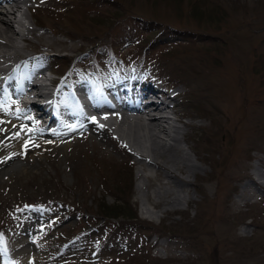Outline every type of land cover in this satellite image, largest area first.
Here are the masks:
<instances>
[{"label": "rangeland", "instance_id": "obj_1", "mask_svg": "<svg viewBox=\"0 0 264 264\" xmlns=\"http://www.w3.org/2000/svg\"><path fill=\"white\" fill-rule=\"evenodd\" d=\"M48 1L42 12H28V22L42 37L32 35L23 54L34 48L36 51L57 49L56 43L46 44L54 39L68 44V51L64 50L68 54L77 55L98 41L99 47L108 51L107 56L114 53L117 60L139 51L135 42L124 41L139 31L133 23L132 27L127 23L108 28L113 25L106 24L110 18L101 22L115 14L101 0L88 5L85 1L91 0ZM105 1L122 6L118 16L127 13L145 16L183 28L185 35H189L183 40L172 38L171 46L163 42L156 45L149 62L159 77H165L168 83L186 92L183 105L187 110L183 108V111L189 113L182 122L188 124L187 137L194 149L183 144V140L180 142L198 166V172L188 178V186H176L180 195L173 204L156 203L160 201L158 197L148 199L137 193L136 186L143 179L138 178L135 165L132 170L125 163L127 160L132 165L133 156L120 149L114 138L101 141L85 131L87 137L76 144L34 149L25 156H10L0 163V237L7 241L15 236L14 226L25 220L21 214L25 211L16 213L18 209L57 199L81 205L88 215H100L99 211L104 215L101 205L117 206L120 209L117 213L123 214V229L100 228L87 239L91 241L87 245L89 249L93 246L96 249L101 243L100 253L97 255L94 249L95 254L91 255L101 260L91 264H128L126 256L130 248L134 251L128 257L132 259L135 253L138 257L142 252L151 264H264L263 187H248L257 199L254 204L240 206L246 200L244 196L238 197L254 168L264 175V0ZM67 5L72 9L66 11ZM61 7L64 9L60 10ZM99 11L106 16L100 20L83 19L85 14L92 16ZM41 41L46 42L38 43ZM177 43L181 45L177 47ZM110 62L109 57L94 60L104 70ZM164 69L165 72L161 71ZM210 84L215 86L213 96L203 89ZM205 93L210 98H204ZM200 120L206 129L191 127L190 124ZM215 120L218 122L214 123ZM10 144L15 146L17 142ZM17 162L21 163L19 168L14 166ZM140 165L144 173L152 176L146 181L150 192L158 189L157 174L168 181L157 167H146L145 162ZM256 177L264 183V178ZM254 199L251 196L248 202ZM144 206L154 214L144 213ZM27 212L32 216L33 212ZM128 213H136L138 221L130 220L128 224ZM36 215L41 231L33 235L35 244L44 243L49 249L58 248L59 239L67 233L69 225H80L73 214L67 220L66 215L61 216L59 221L57 214L50 221ZM133 222L139 225H132ZM192 222L209 226L201 239L188 237ZM43 231L47 233L44 235ZM155 237H161L162 244L155 243ZM52 252L37 254L38 264H61L59 254ZM75 258L62 260V264H90Z\"/></svg>", "mask_w": 264, "mask_h": 264}, {"label": "bare ground", "instance_id": "obj_2", "mask_svg": "<svg viewBox=\"0 0 264 264\" xmlns=\"http://www.w3.org/2000/svg\"><path fill=\"white\" fill-rule=\"evenodd\" d=\"M24 2H27V0H24ZM28 19V14L22 13L17 9H11L10 11L7 9H2L0 11V72L4 70L5 72H8V76L3 81V86L0 85V96L2 98L7 93L13 91L12 89H8L11 85L12 87H16V85H18V94L22 93L25 88H28V86L32 85V81H30V79L34 73L27 75L22 74L21 80L25 81L24 83L19 81L16 83L13 82V68H15L18 64V61L22 59L23 56H25H22V53L24 52V48L27 47L25 42H28L27 38H23L22 36L24 34L23 31L26 29L25 32H31L32 35L42 37V34L31 27L30 24L32 23L28 22ZM12 23H16L17 26H19L18 30L13 28ZM42 42L46 41H41L38 43ZM54 43H56L55 45H58L57 47L60 50L68 51L69 49L67 43L65 44V42L57 39L46 42V44H50L51 46H54ZM9 71H11V74H9ZM214 88V84H210L209 88L204 87L203 89L210 91V93H212L211 95L213 96ZM35 90L39 89L35 88ZM117 90L119 93L123 94L124 98L128 100L124 102L125 107H128L129 105L130 108L137 109L133 115L122 112L109 118L106 115L101 114L98 105L93 110H91L86 102H79L77 98L73 97H69L68 101L73 105L72 107H69L65 101L63 106L59 107L58 110H56L55 107L53 108L49 106L52 108V110L41 107V111L42 113L46 111L52 112L53 115L51 116L50 121H54L55 123H59L68 117L73 118V114L80 115L81 113L84 115L86 122L91 123V126L89 123H87V125L91 128H95V125L97 126V124L99 125L98 118H100V124L102 123L104 126L109 127L111 136L114 138H119L125 142L131 148V150L137 154L140 164H142V161H144L146 167H157V170H160L164 176L168 178V181H165L162 179L160 174H157L156 179L159 184L158 189L154 188V190L150 192L147 189L146 181L151 180L152 176L144 173L142 170H138V178L143 179V182L138 183L136 186L138 195L140 197H147L148 199H151V196H155L160 200L156 203L163 202L166 204H173V201L180 195V191L176 186L178 184L188 186V178L190 176H196L198 172V166L190 160L185 147L182 146L180 142L183 140V144H186V146L191 150L194 149L189 144L190 141L187 137L188 131L186 128L188 127V124L182 122V118L188 115L189 112L183 111V108L186 109V106L178 103L173 109L169 106H163V108L170 110L172 109L173 114L161 116L160 109L155 103H151L150 107L140 106V108H138V94H142L144 91L143 89L129 91L125 87H122V89L119 87ZM152 91H154V89H152ZM183 93L184 90H179V95H182ZM50 96L53 97V94L50 93ZM203 96L204 98H210V96H208L206 93ZM95 99L97 101L103 100V98L99 96H97ZM200 99L202 98H198V100ZM69 111H71L73 114ZM96 113L100 114V116ZM217 122L218 121L215 120L214 123ZM190 125L192 128L198 127L200 129H206V125L201 122V120L199 123H193ZM101 135L102 133L98 132L97 136L99 137ZM135 158L137 159V157ZM15 167L19 168L20 166L15 165ZM251 175L252 176L248 177V182L242 185V190L241 193L238 194V197H249L251 189H248V187H251L252 185H264L263 181H260L256 177L259 176L258 178H260L261 176V178H264V175L258 173L256 168L253 169ZM218 177L219 176H216L215 178L217 179L216 183L219 181ZM199 190L204 191V188H200ZM246 192H248V195H244ZM143 209V212L147 215L154 214V212L149 207L144 206Z\"/></svg>", "mask_w": 264, "mask_h": 264}, {"label": "trees", "instance_id": "obj_3", "mask_svg": "<svg viewBox=\"0 0 264 264\" xmlns=\"http://www.w3.org/2000/svg\"><path fill=\"white\" fill-rule=\"evenodd\" d=\"M104 209L108 211V210L114 209V207L113 208H109L108 206H104ZM117 211H119V209ZM111 212H115V211L112 210Z\"/></svg>", "mask_w": 264, "mask_h": 264}, {"label": "snow or ice", "instance_id": "obj_4", "mask_svg": "<svg viewBox=\"0 0 264 264\" xmlns=\"http://www.w3.org/2000/svg\"><path fill=\"white\" fill-rule=\"evenodd\" d=\"M94 119V118H93ZM0 242H2V237H0Z\"/></svg>", "mask_w": 264, "mask_h": 264}]
</instances>
